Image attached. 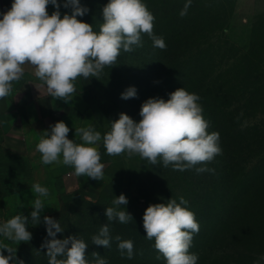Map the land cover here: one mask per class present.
Returning <instances> with one entry per match:
<instances>
[{
	"label": "clouds",
	"instance_id": "clouds-1",
	"mask_svg": "<svg viewBox=\"0 0 264 264\" xmlns=\"http://www.w3.org/2000/svg\"><path fill=\"white\" fill-rule=\"evenodd\" d=\"M55 6L49 14L48 6ZM192 0H185L180 16H185ZM64 8L71 13L61 14V0H12L7 11L0 10V99L12 94L13 81L24 74L25 65L35 69V76L47 85V93L53 98L68 102L76 95L77 77H99L105 66L117 65L121 51L131 52L142 47V34L146 33L153 46L167 47L162 36L154 33L155 15L145 0H108L103 8V23L99 31L93 24L78 19L89 13L90 8L81 0H63ZM135 85L121 93L122 99L136 97ZM201 97L184 87L176 89L165 100L163 97L148 98L141 107L139 121L122 112L118 119L111 120V128L102 134L94 127L76 128L83 143L69 138L70 127L63 120L45 130L36 145L44 165L63 163L74 168L75 176L104 179V167L98 143L103 144L108 155L139 154L153 165L162 160L165 167L185 171L194 168L197 172H215L206 167L216 155L222 153L220 133H209L210 122L204 118ZM36 198L30 217L17 214L7 221H0V264H24L16 259V248L5 244L4 239L28 242L32 233L28 224L41 223V214L46 206L49 189L39 182L31 185ZM128 197L121 193L106 207L108 223L101 226L93 236L92 243L106 248L111 246L109 223L118 221L128 224L133 215L120 206H127ZM183 197L171 198L165 203L148 206L143 215L146 238L155 241V248L166 259V264H197L198 254L189 251L194 234L200 224L195 213ZM48 237L43 247L47 248L48 264H108L98 252L94 262L86 259L88 243L76 235L57 238L64 227L60 220L50 215L43 216ZM115 239L119 242L121 255L134 256L131 239ZM7 249L8 255L4 254ZM60 257L61 259H58Z\"/></svg>",
	"mask_w": 264,
	"mask_h": 264
},
{
	"label": "trees",
	"instance_id": "trees-1",
	"mask_svg": "<svg viewBox=\"0 0 264 264\" xmlns=\"http://www.w3.org/2000/svg\"><path fill=\"white\" fill-rule=\"evenodd\" d=\"M231 1L192 0L187 15L182 17L180 11L185 0H145L155 15L154 33L164 38L167 47H154L152 39L142 34L143 46L137 47L141 53L138 63L116 70L111 76L120 84L124 77L132 78L129 85H135L138 91L136 97L116 101L119 114L125 112L139 121L142 104L148 98L167 100L171 92L184 87L201 97L204 118L210 122L209 133H220L222 153L206 163L215 172H197L196 167L205 166L199 164L183 172L175 170L170 184L174 193L178 189L179 195L189 202L188 207L200 224L189 249L198 254L197 264H261L260 260L264 264V127L257 130L258 126L249 121L258 111L251 107L252 95L258 92V87L252 89L247 84L237 88L236 48L227 35L233 10ZM107 3L108 0L97 1L103 8ZM259 58H263L262 54ZM246 60L242 67L245 81L253 77L248 54ZM263 70L260 64L258 71ZM81 89L85 91L82 86ZM242 97H246L245 102ZM160 163L165 167L162 160ZM0 168L13 178L2 181L11 188L9 195L19 194L23 188L14 186L25 182L18 175L23 173L29 178L33 172L27 159L6 152L1 145ZM170 168L173 169L171 165L165 167ZM179 195L175 197L177 202ZM144 198L145 204L128 198L127 206H120L125 210L127 207L135 221L110 222L113 239L106 248L92 243V238L108 223L105 209L113 206L112 201L88 199L84 188H79L77 196L55 218L64 227L57 238L76 235L84 239L89 245L86 259L90 262L96 260L94 253L98 252L108 264H166L154 246V239L145 236L143 215L156 200L148 195ZM116 236L134 242L133 258H127L126 250L121 255ZM46 239L51 237L44 225L33 233L30 241L11 246L17 249L15 258L22 259L24 264H48L47 248L42 246ZM4 254L8 255L7 249Z\"/></svg>",
	"mask_w": 264,
	"mask_h": 264
},
{
	"label": "rangeland",
	"instance_id": "rangeland-1",
	"mask_svg": "<svg viewBox=\"0 0 264 264\" xmlns=\"http://www.w3.org/2000/svg\"><path fill=\"white\" fill-rule=\"evenodd\" d=\"M97 1L81 0V3L87 5L90 11L78 19L93 24L94 30L99 31L100 25L103 23V7H101L103 4L97 5ZM216 1L219 2L220 0ZM231 2L233 10L228 22L227 35L236 48L237 88L247 84L251 87H258V92L252 95L253 99L251 100V107L257 108L258 111L250 117L249 121L258 126L256 129L259 130L264 127V113L260 112L264 110V70L258 71L260 64L264 68V0H232ZM48 7H50L51 12L56 10L55 6L51 4ZM60 10L62 16L64 13H71L72 11L71 8L63 7V0H61ZM140 54L137 47L131 52L122 50L117 58V65L105 66L98 78H85L88 86L83 94L87 104L83 108L84 113L79 117L81 127H94L101 132L102 137L104 133L110 130L111 120L118 119L120 115L115 103L121 98L122 88L126 90L131 86L129 83L132 79L124 77L123 84H120L111 76L116 73V70L127 69L131 64L136 65ZM247 54L249 55L253 77L245 81V73L242 67L247 61ZM261 54L263 58L260 60ZM242 100L245 102L246 97H242ZM78 135L80 137V134ZM98 150L101 153V162L105 165L103 180L81 176L77 182V176H75L74 168L71 166L65 172V181L56 180L49 175L47 167L41 162L40 157L29 161L37 166L36 168L33 167L32 175L29 178L23 173L18 175L20 180H25L23 184L18 182L14 185L23 187L21 192L9 195L8 192L11 191V188L2 181H12L13 178H9V175L0 168V221H7L21 213L31 218L32 204L36 198L31 185L37 182L49 189V196L46 198V206L41 214V223L37 225L28 224V230L32 235L45 225L43 216L58 217L77 196L79 188H84V194L91 200L102 199L110 202L123 193L128 198L138 201L139 204L146 203L144 195L153 197L158 203H165L180 194L178 189L176 193L170 189V184H173L176 174L174 169L166 170L161 163L153 165L141 158L139 154L108 155L103 139L98 143ZM16 181L18 180L16 179ZM3 242L9 246L19 243L6 238ZM262 262L259 261L261 264Z\"/></svg>",
	"mask_w": 264,
	"mask_h": 264
},
{
	"label": "crops",
	"instance_id": "crops-1",
	"mask_svg": "<svg viewBox=\"0 0 264 264\" xmlns=\"http://www.w3.org/2000/svg\"><path fill=\"white\" fill-rule=\"evenodd\" d=\"M11 4L12 0H0V10L7 11ZM51 13L50 9L49 14ZM24 67L25 71L21 79L13 81L12 94L0 99V145L2 148L8 153L27 159L28 162L36 160L41 157V153L36 150V145L43 138L44 131H50L51 125L60 120L70 127L69 138L74 139L76 143H83L79 139V133H76V128L81 127L79 117L84 113L83 108L87 104L84 91L81 89V86L83 89L88 86L85 78L77 77L76 95L72 100L65 102L63 99L48 95L47 85L35 76L33 66L25 65ZM31 166L37 167L34 164ZM44 166L47 167L52 178H60L62 181H65V172L70 167L62 162ZM80 179L77 177V182Z\"/></svg>",
	"mask_w": 264,
	"mask_h": 264
},
{
	"label": "built area",
	"instance_id": "built-area-1",
	"mask_svg": "<svg viewBox=\"0 0 264 264\" xmlns=\"http://www.w3.org/2000/svg\"><path fill=\"white\" fill-rule=\"evenodd\" d=\"M48 11H50V9H48Z\"/></svg>",
	"mask_w": 264,
	"mask_h": 264
}]
</instances>
